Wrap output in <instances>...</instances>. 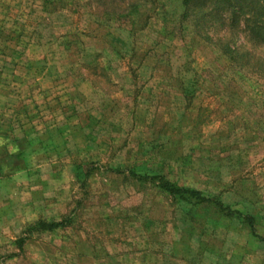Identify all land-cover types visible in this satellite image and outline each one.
I'll return each mask as SVG.
<instances>
[{
    "label": "rangeland",
    "instance_id": "rangeland-1",
    "mask_svg": "<svg viewBox=\"0 0 264 264\" xmlns=\"http://www.w3.org/2000/svg\"><path fill=\"white\" fill-rule=\"evenodd\" d=\"M182 11L0 0V264H264V41Z\"/></svg>",
    "mask_w": 264,
    "mask_h": 264
},
{
    "label": "trees",
    "instance_id": "trees-1",
    "mask_svg": "<svg viewBox=\"0 0 264 264\" xmlns=\"http://www.w3.org/2000/svg\"><path fill=\"white\" fill-rule=\"evenodd\" d=\"M182 17H192L197 21L207 18L209 15H215L220 25L226 28H235L239 18L244 22L246 37L250 40L264 41V0H182ZM231 31V30H230ZM243 31V29H242ZM228 52H231L227 49ZM234 53V51H233ZM150 179L156 180L157 185L170 195L178 196L180 199H192L197 202H212L224 211L227 215H236L247 222L251 232L254 234L253 219L247 214L232 210L221 202L204 197L199 191L182 188L173 183L164 180L160 176H150ZM62 226L58 222H40L39 229L50 230Z\"/></svg>",
    "mask_w": 264,
    "mask_h": 264
},
{
    "label": "clouds",
    "instance_id": "clouds-1",
    "mask_svg": "<svg viewBox=\"0 0 264 264\" xmlns=\"http://www.w3.org/2000/svg\"><path fill=\"white\" fill-rule=\"evenodd\" d=\"M3 143V141H0V144H2ZM15 150V149H14Z\"/></svg>",
    "mask_w": 264,
    "mask_h": 264
}]
</instances>
